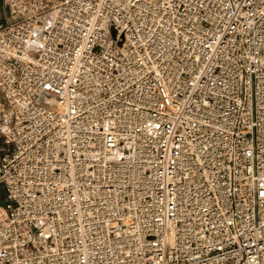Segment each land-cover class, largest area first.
Returning <instances> with one entry per match:
<instances>
[{
    "label": "built area",
    "instance_id": "1",
    "mask_svg": "<svg viewBox=\"0 0 264 264\" xmlns=\"http://www.w3.org/2000/svg\"><path fill=\"white\" fill-rule=\"evenodd\" d=\"M0 264H264V0H2Z\"/></svg>",
    "mask_w": 264,
    "mask_h": 264
},
{
    "label": "rangeland",
    "instance_id": "2",
    "mask_svg": "<svg viewBox=\"0 0 264 264\" xmlns=\"http://www.w3.org/2000/svg\"><path fill=\"white\" fill-rule=\"evenodd\" d=\"M4 14V9H3V5H2V0H0V19Z\"/></svg>",
    "mask_w": 264,
    "mask_h": 264
}]
</instances>
